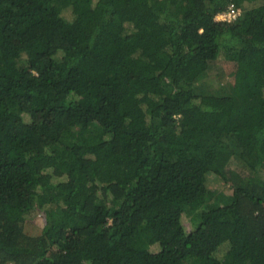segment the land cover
I'll return each mask as SVG.
<instances>
[{"label": "trees", "instance_id": "obj_1", "mask_svg": "<svg viewBox=\"0 0 264 264\" xmlns=\"http://www.w3.org/2000/svg\"><path fill=\"white\" fill-rule=\"evenodd\" d=\"M11 263L264 264V0H0Z\"/></svg>", "mask_w": 264, "mask_h": 264}, {"label": "rangeland", "instance_id": "obj_2", "mask_svg": "<svg viewBox=\"0 0 264 264\" xmlns=\"http://www.w3.org/2000/svg\"><path fill=\"white\" fill-rule=\"evenodd\" d=\"M211 181H209V187H218L220 189H224L226 192H229L230 190L227 189L228 184H226V186L223 185V182L220 180V178L218 177H211L210 179ZM27 202V195L26 192L23 191L22 193V189L19 190L18 194H17V204L19 205V207H21V209H23V207L25 206ZM41 220H40V214L34 213L33 215L29 216V219L27 221V226H26V230L28 233L30 234H37L41 231ZM186 225V229L190 230L192 227L190 225V223L185 222Z\"/></svg>", "mask_w": 264, "mask_h": 264}, {"label": "built area", "instance_id": "obj_3", "mask_svg": "<svg viewBox=\"0 0 264 264\" xmlns=\"http://www.w3.org/2000/svg\"><path fill=\"white\" fill-rule=\"evenodd\" d=\"M239 15H241V10L231 5L227 11L219 13L216 16V20L230 22L236 20Z\"/></svg>", "mask_w": 264, "mask_h": 264}]
</instances>
